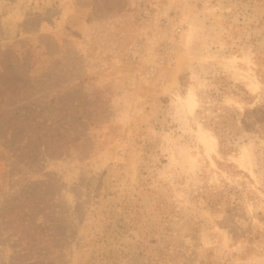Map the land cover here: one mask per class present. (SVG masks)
I'll use <instances>...</instances> for the list:
<instances>
[{
    "label": "rangeland",
    "instance_id": "1",
    "mask_svg": "<svg viewBox=\"0 0 264 264\" xmlns=\"http://www.w3.org/2000/svg\"><path fill=\"white\" fill-rule=\"evenodd\" d=\"M219 75L263 100L264 0H0V264H264V136L221 151Z\"/></svg>",
    "mask_w": 264,
    "mask_h": 264
},
{
    "label": "trees",
    "instance_id": "2",
    "mask_svg": "<svg viewBox=\"0 0 264 264\" xmlns=\"http://www.w3.org/2000/svg\"><path fill=\"white\" fill-rule=\"evenodd\" d=\"M183 76L180 77L181 83L183 82ZM219 90V97H222L228 90H231L233 96L240 99L244 103L243 108L229 107L223 103H213L214 115H207L203 118L204 125L207 126L218 138L223 153H229L230 147L227 145V141L240 133H259L264 136V98L262 101H256V96L249 92L243 85H235L233 81L228 80L224 75H219L217 78V84ZM242 92L243 95H240ZM204 108H207L205 106ZM206 202L211 209L223 210L226 215V222L230 221L233 217V210L235 206L230 205L228 193L224 190L211 189L206 195ZM226 205L224 208L220 204ZM261 231L255 232L252 229H245L242 231V236L245 240L252 243L255 240L261 238ZM160 258L164 257H151L149 256L143 264H154ZM134 264V263H129Z\"/></svg>",
    "mask_w": 264,
    "mask_h": 264
},
{
    "label": "bare ground",
    "instance_id": "3",
    "mask_svg": "<svg viewBox=\"0 0 264 264\" xmlns=\"http://www.w3.org/2000/svg\"><path fill=\"white\" fill-rule=\"evenodd\" d=\"M213 139L216 141V138L215 137H213Z\"/></svg>",
    "mask_w": 264,
    "mask_h": 264
}]
</instances>
